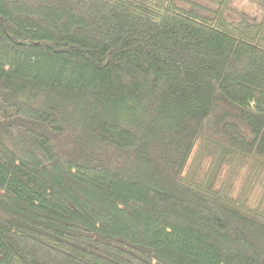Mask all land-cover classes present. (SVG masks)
Here are the masks:
<instances>
[{
    "label": "trees",
    "instance_id": "obj_1",
    "mask_svg": "<svg viewBox=\"0 0 264 264\" xmlns=\"http://www.w3.org/2000/svg\"><path fill=\"white\" fill-rule=\"evenodd\" d=\"M233 1L0 0V264H264V14Z\"/></svg>",
    "mask_w": 264,
    "mask_h": 264
},
{
    "label": "rangeland",
    "instance_id": "obj_2",
    "mask_svg": "<svg viewBox=\"0 0 264 264\" xmlns=\"http://www.w3.org/2000/svg\"><path fill=\"white\" fill-rule=\"evenodd\" d=\"M195 1L200 5L211 8L213 4L212 0H189ZM264 14V10L259 6L249 2L248 0H234L231 4V10L227 13V16L232 20H238L240 16H247L253 20H259Z\"/></svg>",
    "mask_w": 264,
    "mask_h": 264
}]
</instances>
